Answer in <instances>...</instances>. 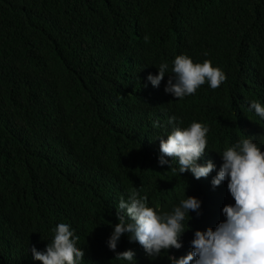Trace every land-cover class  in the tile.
<instances>
[{
	"label": "trees",
	"instance_id": "1",
	"mask_svg": "<svg viewBox=\"0 0 264 264\" xmlns=\"http://www.w3.org/2000/svg\"><path fill=\"white\" fill-rule=\"evenodd\" d=\"M179 55L211 61L225 81L174 98L165 87ZM252 101L264 106V0H0V264H41L31 248L61 223L79 237L82 264H120L108 241L120 199L137 188L149 207L195 197L218 217L234 201L228 181L213 188L176 160L161 167L158 138L197 122L211 156L248 137L264 152ZM195 214L184 234L217 223Z\"/></svg>",
	"mask_w": 264,
	"mask_h": 264
},
{
	"label": "clouds",
	"instance_id": "2",
	"mask_svg": "<svg viewBox=\"0 0 264 264\" xmlns=\"http://www.w3.org/2000/svg\"><path fill=\"white\" fill-rule=\"evenodd\" d=\"M167 70L168 64L162 63L158 74H149L147 80L159 86ZM172 73L168 75L165 92L176 99L195 94L206 81L216 89L226 79L211 61L194 63L187 55L175 58ZM249 110L264 118V106L259 102L252 101ZM167 123L178 124L179 118L172 116ZM153 126L161 125L156 121ZM208 132L209 128L202 123L193 122L187 128L176 125L158 138L162 154L158 163L172 169L176 160L174 166H179L180 175L185 173L200 184H212L213 188L227 180L235 202L224 204L216 217L199 213L201 201L195 197H186L172 211H163L149 207L147 196L140 195L139 188L131 191L127 200L120 199L118 223L108 241L107 250L117 262L148 264L149 259H161V264H264V152L248 137L228 147L220 157L211 156ZM165 157L172 158V162ZM220 160L223 163L216 175L214 164ZM190 212L217 223L184 234L183 222L186 217L191 219ZM54 231V239L46 247L39 243V251L31 248L33 259L41 264H82L85 253L76 246L79 237L70 226L61 223Z\"/></svg>",
	"mask_w": 264,
	"mask_h": 264
}]
</instances>
